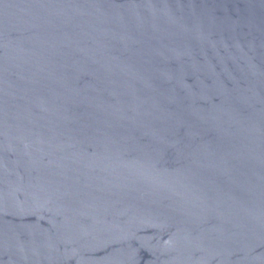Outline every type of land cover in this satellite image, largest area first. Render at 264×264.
<instances>
[{
	"label": "water",
	"instance_id": "obj_1",
	"mask_svg": "<svg viewBox=\"0 0 264 264\" xmlns=\"http://www.w3.org/2000/svg\"><path fill=\"white\" fill-rule=\"evenodd\" d=\"M0 264H264V0H0Z\"/></svg>",
	"mask_w": 264,
	"mask_h": 264
}]
</instances>
